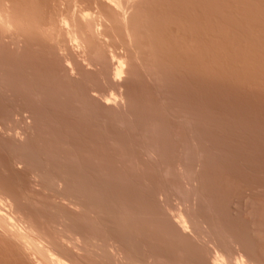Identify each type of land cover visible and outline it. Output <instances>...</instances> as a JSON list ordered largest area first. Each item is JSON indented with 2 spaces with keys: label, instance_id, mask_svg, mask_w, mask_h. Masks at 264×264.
<instances>
[{
  "label": "rangeland",
  "instance_id": "rangeland-1",
  "mask_svg": "<svg viewBox=\"0 0 264 264\" xmlns=\"http://www.w3.org/2000/svg\"><path fill=\"white\" fill-rule=\"evenodd\" d=\"M12 1L29 24L0 35V182L34 225L80 264H117L110 244L129 264H264L261 0H132L129 35L105 0ZM24 249L0 229V264H50Z\"/></svg>",
  "mask_w": 264,
  "mask_h": 264
},
{
  "label": "bare ground",
  "instance_id": "bare-ground-1",
  "mask_svg": "<svg viewBox=\"0 0 264 264\" xmlns=\"http://www.w3.org/2000/svg\"><path fill=\"white\" fill-rule=\"evenodd\" d=\"M105 2H106L105 5L107 4L108 8L117 11L113 13H116L115 15L117 16V18L118 17L121 18V20L118 19L117 20L118 22L122 21L121 24L120 23L119 24L124 27L126 33L129 35L130 29L128 28L129 23L127 22L128 17L126 16L127 13L125 9L128 5L132 3V0H105ZM16 5L17 4H15V2H13L12 0H0V35L9 39L11 43L14 45H18L19 43L21 44V42L24 40L25 32L28 26L27 24H29V19H28L29 15L25 13L27 12V10L24 13L23 10L22 11L20 10L21 11L20 12L18 11V6ZM117 13L119 15H117ZM99 14L101 17L102 13L100 12ZM71 20L72 23L74 24V27L77 28V30L80 29L82 35L84 34V32L87 33L88 30L91 29L93 24H95L96 28L99 27V29L101 30L100 28L101 24L95 22L96 19L91 13H81V15L77 17L73 16ZM65 25L66 27H68V25H70L69 21L65 20ZM83 26L84 28H82ZM100 30H97L98 35ZM69 34L72 35V41H74L75 44L77 42L78 45L80 44L81 46L80 45L79 46L82 47V43L78 37V31L73 30ZM112 59L114 60V62L116 61L115 64L113 63L114 64L113 72H112L113 76L118 78L121 75L123 76V74H126L127 73L126 59L118 56L115 57V55L114 57H112ZM112 97L114 99V96ZM51 184L50 187H48L49 189L51 188V190L55 192L60 191L59 183L54 182L52 185ZM47 185L44 186L45 190L47 188ZM67 201L69 202L68 206L70 205L72 207L81 209L79 208L81 202L78 201L79 202L78 203L76 200H69V199H67ZM177 215H179V218L177 219L178 221L175 222L177 224L176 226L178 227H176L175 225L174 226L178 228L181 232H183V234H185L186 231L189 230L190 227L189 222L186 219V216L182 215V213ZM185 227H187V230L185 229ZM0 229L6 231V233H8L10 236L15 237L16 240L20 242L22 246L25 248L24 250L26 251L35 250L41 253L50 262V264H80L74 259L70 258V255L66 250L56 245V243L52 240V237L50 235H48L46 232H44L43 230L39 229L34 225V223L26 214V211L19 204L18 200L12 195V193L6 186L1 184V182H0ZM70 240L75 247L80 245V241L77 238H71ZM89 246L93 250L98 249L95 244ZM107 250H109V252H112V255L116 257L115 260L117 264H129L128 260H130V258L125 256L124 253L121 251V249H118L114 244H110L107 247ZM86 251H89V247L88 249H86ZM209 263L210 264H252L249 263L248 260H246L245 256L235 255L233 254V252L232 255L227 254L226 252L225 253L216 252L211 258H209Z\"/></svg>",
  "mask_w": 264,
  "mask_h": 264
},
{
  "label": "snow or ice",
  "instance_id": "snow-or-ice-1",
  "mask_svg": "<svg viewBox=\"0 0 264 264\" xmlns=\"http://www.w3.org/2000/svg\"><path fill=\"white\" fill-rule=\"evenodd\" d=\"M33 0H29V3L32 4ZM261 3L264 4V0H261Z\"/></svg>",
  "mask_w": 264,
  "mask_h": 264
},
{
  "label": "clouds",
  "instance_id": "clouds-1",
  "mask_svg": "<svg viewBox=\"0 0 264 264\" xmlns=\"http://www.w3.org/2000/svg\"><path fill=\"white\" fill-rule=\"evenodd\" d=\"M185 229L187 230V227H185Z\"/></svg>",
  "mask_w": 264,
  "mask_h": 264
}]
</instances>
